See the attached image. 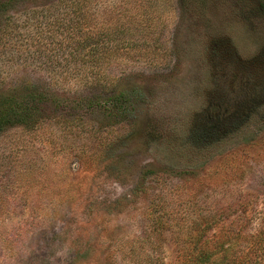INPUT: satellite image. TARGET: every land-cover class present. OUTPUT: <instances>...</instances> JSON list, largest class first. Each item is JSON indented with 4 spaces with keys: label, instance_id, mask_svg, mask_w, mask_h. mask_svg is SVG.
<instances>
[{
    "label": "rangeland",
    "instance_id": "374dc122",
    "mask_svg": "<svg viewBox=\"0 0 264 264\" xmlns=\"http://www.w3.org/2000/svg\"><path fill=\"white\" fill-rule=\"evenodd\" d=\"M2 26L4 85L59 104L0 133V264H177L206 219L264 264V0H13Z\"/></svg>",
    "mask_w": 264,
    "mask_h": 264
},
{
    "label": "trees",
    "instance_id": "16d2710c",
    "mask_svg": "<svg viewBox=\"0 0 264 264\" xmlns=\"http://www.w3.org/2000/svg\"><path fill=\"white\" fill-rule=\"evenodd\" d=\"M9 2L3 3L0 6L1 9L4 10ZM3 31L2 26L0 32ZM4 80V77L0 78V133L11 126H35L43 116L46 107L53 109L55 107L52 105L59 104L54 93L45 92L35 86L6 87ZM92 82L94 86L100 80L97 78ZM122 94V99L121 96L116 97L117 102L127 99L124 93ZM82 102L98 106L107 103V100L84 97ZM214 223V219H206L198 223L195 235L191 234L188 237L191 240V247L184 253L181 262L177 264H255L250 253L246 252L241 245L243 233L241 231L231 232L230 235L224 237L209 235Z\"/></svg>",
    "mask_w": 264,
    "mask_h": 264
}]
</instances>
